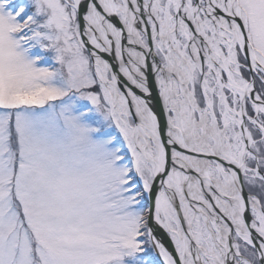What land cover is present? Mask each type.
Masks as SVG:
<instances>
[{
	"label": "snow or ice",
	"instance_id": "1",
	"mask_svg": "<svg viewBox=\"0 0 264 264\" xmlns=\"http://www.w3.org/2000/svg\"><path fill=\"white\" fill-rule=\"evenodd\" d=\"M0 264H264V0H0Z\"/></svg>",
	"mask_w": 264,
	"mask_h": 264
}]
</instances>
